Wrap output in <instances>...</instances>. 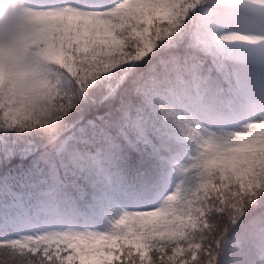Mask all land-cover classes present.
Returning <instances> with one entry per match:
<instances>
[{
    "label": "snow or ice",
    "instance_id": "snow-or-ice-1",
    "mask_svg": "<svg viewBox=\"0 0 264 264\" xmlns=\"http://www.w3.org/2000/svg\"><path fill=\"white\" fill-rule=\"evenodd\" d=\"M199 3L23 0L47 105L0 103V264H217L240 218L264 244V114L229 128L218 60L159 43Z\"/></svg>",
    "mask_w": 264,
    "mask_h": 264
},
{
    "label": "clouds",
    "instance_id": "clouds-1",
    "mask_svg": "<svg viewBox=\"0 0 264 264\" xmlns=\"http://www.w3.org/2000/svg\"><path fill=\"white\" fill-rule=\"evenodd\" d=\"M26 11L23 0H0V103L45 107L49 72L25 53Z\"/></svg>",
    "mask_w": 264,
    "mask_h": 264
},
{
    "label": "rangeland",
    "instance_id": "rangeland-1",
    "mask_svg": "<svg viewBox=\"0 0 264 264\" xmlns=\"http://www.w3.org/2000/svg\"><path fill=\"white\" fill-rule=\"evenodd\" d=\"M225 35H227V33H225ZM246 37H248L249 39H251V35H249V36H246Z\"/></svg>",
    "mask_w": 264,
    "mask_h": 264
}]
</instances>
